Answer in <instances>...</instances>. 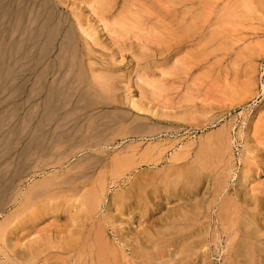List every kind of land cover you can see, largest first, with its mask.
Listing matches in <instances>:
<instances>
[{"label":"rangeland","instance_id":"obj_1","mask_svg":"<svg viewBox=\"0 0 264 264\" xmlns=\"http://www.w3.org/2000/svg\"><path fill=\"white\" fill-rule=\"evenodd\" d=\"M54 1H53V3H54L53 5H55V7H56V0H54ZM111 1H113V0H110V1L104 0V3H107L109 5V3ZM172 1H174V4H176L175 2H178L177 0H172ZM225 1L226 0H218L216 3L214 2V4H216V5L215 6L212 5V6H214L217 11L213 10V12L211 14L209 13L208 10H210L213 7L207 8V5H205L206 8L203 7L202 10L199 9L200 11L198 9L192 10V11L188 10L189 12L191 11L189 14V12L187 10H185V11H182V10L184 8L188 7V5H189L188 2H190V1H186V7L182 6V4H180L179 6L178 5L177 6L174 5L175 7L173 6L176 9H174L173 7L172 8L171 7L170 8H164V9H157V8L153 9V7L151 5H149L150 3L148 4L144 0H115L116 5H115L114 9H112L111 12H108L110 14V16L108 13H105L103 15H99L100 16L99 17L95 13H93V15H91V13H92L91 10H92V7L94 6L93 4H95L97 1H94V0H61V2L63 4L62 3L58 4L59 9H60V10H58L59 12H61L63 10L62 11L63 13L62 12L61 13L62 14H69L70 15L69 17L71 18L70 12L72 9L73 10L75 9L77 11V15L79 14V16L81 18V23L83 24V26L89 28V30H91L92 33L94 32V34L97 35L98 43L99 42L100 43L98 44L99 46L96 45V47H95V45L93 46V44L90 42V40L86 38L89 41V43L92 44L91 47L93 48V51L97 55V59L95 58L96 59L95 61L97 63H101L103 67H104V65H107V63L111 62V61H115L117 63L119 62L117 64V68H119L120 70L118 69V72H116V76L111 78V79L106 78L105 80H103L104 77L100 78V76L94 77L92 79V77L89 75V73H87L86 78L88 81L85 84L86 85L90 84V86H88V87L91 91L88 89V87H85L86 86L85 84H83L82 87L78 84L79 81L77 80V78H75L74 73L72 74V72L69 71L70 70L69 66H68L69 68L66 67L65 65H63V68L60 66L61 69L59 68V65L57 66V63H58L57 55H58L59 50L57 49L58 47L56 46V41H55V44L53 45V50L51 49V51H50V56L48 54L47 57H45L46 59L44 58L45 60L43 59L41 61V63L36 62V55L39 54L40 51L38 52V50H39V47L42 46L43 42L41 43V46H39L36 49L33 46H31V47L29 46L28 49H26L27 51L25 50L26 51L25 57L28 59H26L24 57V54H25L24 51H23V54H21V56H20V52H18L17 54H15V52H13L14 54L11 55V58H13L14 60L16 59L15 60L16 67L17 66H19V67H17V68L14 67L16 69V70H14L16 79L15 78L12 79L13 76H11L12 78L11 77L9 78V79L13 80V81L10 80L8 82V83H10V86L8 83L7 84L4 83V85L0 89V93L3 94V95L0 94V102H1L0 103V126H1L0 127V129H1L0 130V138L2 137L0 139V142L4 143V140L8 136L11 137L10 136L11 131H15L17 128L18 129L16 130L17 136L16 135L12 136V140L10 141L12 143L11 144L12 151L10 154H8L6 156V154H5L6 151L4 150V145L2 144V147H3L2 148L1 143H0V157H1L0 158V166H1L0 170L2 171V174L8 175V173H9V175H10V172H13L17 163L20 162V157L22 155L21 152L23 150H25L26 148H27L26 151H28V152L30 151V148L28 147L29 143H30L29 140L32 139V137H35L34 133L37 136L38 133H36V132H39V131H41L39 136L42 135L45 137V138L39 137V139L42 140V141L39 140V142L43 146L46 147V148H44L45 151L48 150L45 153V152H43L44 151V149H43L42 152L44 153V155H46L47 153H49V154L45 156L44 160H42L44 157H41L40 158L41 161L37 160V158L35 159L36 156L32 155L31 156L32 158L30 157L27 160L28 162L25 161L26 162L25 164H28V165H26L27 169L30 168V169H28V172L26 170V172L23 175L19 176L20 178L18 177V178L13 180L14 187L16 186L15 192H16V190H17V192L18 191L20 192V193L19 192L17 193L18 194L17 199H16L17 201L15 200L14 202L9 203L8 207H6V209L0 213V223L7 216L10 217L13 213H15L13 215V217L10 218L11 220L9 223V232H8L9 236H7V238L10 241V243L11 242L16 243L19 247L22 248V247L33 245L35 243V241L37 240L38 243H40V245L44 249L43 255L47 259V264H72V263L74 264L75 263L74 262L75 257L72 254L73 247L71 246L70 241H73L81 233L83 235L85 234V231H82L81 221H77V222L73 221V219L70 217V215H72V212L74 213V211L69 209V208L73 209L72 206L74 203H75L74 205H76V202L78 200L80 193L76 197L71 194V197L66 199L67 202L65 203L64 199L66 198L67 194H65V195L61 194L60 195L59 193H57L58 194L57 195L55 192L56 191L55 185L57 182L58 183L62 182V179H64L65 177H70V175L75 174L79 170L78 169L79 167H77L78 164H76V163L82 162L81 164H79L81 166L83 164V161L86 160L85 161L86 164L85 163L84 164L87 165L88 168L86 166V169H84V170H88L89 167L92 165V163H91L92 161H90L88 158L90 156L89 154L90 153L96 154V152L94 149L88 148L85 151H82L81 149L79 150L76 148V150L72 149L71 153H69V155L66 156L68 154L67 152H69L68 149H66V143H64V142L62 143L63 145H61V146L63 147V149L60 150L61 146L59 145V143H58V145L54 144L56 140L52 139V138L56 137V133H58L62 130L67 131L70 127H72L74 124L76 125L78 122L82 123L84 126H86L87 123L85 121H83V119L85 118L86 114L89 113L90 110L86 109V110L82 111V109H80L79 106L80 107L83 106L84 103L82 104L81 103L82 101H77L75 104L76 106H74V107H78V108L71 109V107L69 106L63 110H59L60 116H64L66 114V112L71 111L70 114L68 112L69 115H67V116L69 117L71 114L74 115V116H70L71 120L73 122L70 121V123H69L67 121L68 120L67 119L66 121L68 123H66L65 120H64L65 121V123H64V121L61 119H59L57 121L55 119V120H50L48 125H47L48 119L42 117V116H44L43 115L44 112L42 113L43 109L40 110L41 108L39 107L40 108L39 109L38 106H36V105H39V103L42 101V98L44 97L45 91H43L42 93L37 95L36 99H35L34 95H33L34 94L33 91L35 89L39 88V86H38L39 81L35 82L36 79L33 80L34 83L33 82L31 83V81H32V79H34L33 76L36 77V75L38 74L37 71H39L40 69L47 68L48 66L49 67L53 66V64H54L55 67L57 66L59 68V69L56 68L57 72L59 71V73L58 74L52 73V74L48 75L47 77H45V80H46L44 82L45 87L52 86L53 83L56 82L55 80L57 78H60V76L62 75L63 77L65 76L66 79L69 76L68 79H70V80L73 79L72 81H74L76 79L78 82L76 80L74 81L75 82L74 83L75 88H78L79 86H80L79 87L80 90L86 88L87 91L89 90L90 94H92V95L96 94L95 92H98L97 93L98 95H96V96L94 95L96 98L98 97L97 98L98 100L97 99H95V100H97L98 102L101 101V103L103 101V103H105V104L102 103L103 105H100V103H98V105H100V106L97 107V109L94 111V114H95V112H97L99 114H101L100 112H103L101 115H103L104 113H108L106 115H103L102 117L99 116L100 119L98 120V122L100 124L101 123H107V121L110 122V119L112 120V118L110 116L118 113V111L119 112L121 111L120 113H125V114H123L124 121H122L120 123L122 127L120 125L119 126L123 132L122 135L124 134V132L126 134L127 133L128 134L127 135L124 134L123 136L120 134L121 135L120 137H122V138L111 137L110 140L108 141L107 145L103 146L104 148L100 147L99 150L102 149V151H104L103 155H105L107 157L108 161L112 160L114 157H116V155L121 156L122 154H123L122 157H126L127 159H125V162H123V164H122V167H123V165H124V167L123 168L121 166L119 167L120 170H118V172L116 173V174H118V176L116 174H113L111 169L105 170V171L104 170L101 171V169L96 170L95 177L96 176L99 177V173H100V175L102 174L101 178L102 177L103 178L101 179V181L104 182V188H105L104 192L105 193L103 194V199H102V204L100 205V209L99 208L97 209L98 213H96L94 215V217H93V219H91V221L102 219L103 225L105 227L104 228L105 235H107L109 237V239H117V235L118 236L122 235L123 237L125 236L124 237L125 241L127 239L126 242L130 243L131 242L130 239L134 240L137 243V245H139V246H137V245L136 246H137L138 250L141 252L140 254L142 256H144L145 253H147L148 251H151L149 253H154V259H156V261L153 259L154 261L152 262V264H175V263H177V264H246V261H244L246 259V257L244 256L245 257V259H244V257H242L241 255L239 256V253L241 252L240 248H239V250L236 249V248L240 247L239 245H241L243 238L247 239L248 236L252 237L253 235H256V234L258 236V234H259L262 236V238H261V236L257 237V238L261 239V240L264 239V151H263L264 146H262V144L264 145V89L261 90V86L264 85V53H263L264 52V39H263L264 38V18H263L264 17V11L261 9L264 8L263 7L264 5L262 6V4H260L261 7H260V5H258L259 7H255V9L252 11L253 13L250 12L251 11L250 9L246 10L245 8L242 9L241 7H239L240 9L237 8L238 12L240 14L237 13V16L235 15L236 16L235 19L231 18L232 23L234 20V24L232 25L231 20H229L230 22H228V23L225 22L224 24H226V23H227V25L230 24L229 25L230 28H229V26H227V25L226 26L224 25L225 27H223L222 26L223 24L220 23V24H222L221 25L222 28H226V29H222L219 26L220 24H218L215 20H216V18L218 19V17H219L218 10L222 7V4ZM229 1L231 4H233L237 0L236 1L229 0ZM254 1L255 0H253V2ZM132 2L136 6L139 5L138 6L139 14H143V16L141 15L140 17L145 18L144 22H142L143 20L141 21V19L138 20L139 25L137 24L136 26H140V27H139V29H135L136 31H134L133 28L129 29V28H126V26H125L126 24H128L129 20L133 21L129 15L126 16L127 14H125L127 10L129 11V7H127V5H128L127 3L131 4ZM161 2H162V0H161ZM262 2H263V0H262ZM88 4L90 5V7L92 5L91 10L89 9ZM250 4H252V3H250ZM255 4H259L257 2V0L255 1ZM96 6L98 7V5H96ZM254 6H257V5H254V3H253L251 5L252 9L254 8ZM97 7H95V9H97ZM182 7H184V8L182 9ZM248 8H250V5ZM256 8H257V10H256ZM146 9H148V10H146ZM167 9L170 12H168ZM153 10L156 12L154 13ZM242 10H244L245 12L244 11L240 12ZM120 11L123 13L122 14L123 16L125 14V17H127V19L129 17L131 18V19L129 18L127 23H125L124 29H123V27H121V25L123 24V22L127 21L125 19V17H124V19H125L124 21H123V19H120L121 23H120V21H118L120 23L119 26H115L114 30H118V31L120 30L119 32L122 31L123 35L122 34H119L122 36H119L116 34L113 35L111 32H108V31H113L112 27H109L110 30H107L108 29V27H107V29L104 28V31H102L103 27H104V23L101 24L99 22H102V21L98 22V20L103 19V22L105 21V23L107 22V24H110V23L112 24L113 21H116V20H114L113 15H116ZM175 11H177V12H175ZM201 11H202L203 15L201 14ZM246 11H249V12H246ZM258 11H259V13H258ZM196 13H199V16H198V14L196 16ZM208 13H209V15H206ZM244 13L245 14L248 13V15H245ZM181 14L183 16H181ZM185 14H186L187 18L185 17ZM187 14H189V15H187ZM192 14H194V15L191 16ZM94 15H95V17H94ZM102 16H104V17H102ZM238 16H239V18H238ZM154 17H156V18H154ZM95 18H97L98 20ZM99 18H102V19H99ZM158 18H159V20H158ZM164 18H166V19H164ZM202 18H203V20H202ZM209 18H210V20H208V22L206 23L207 19H209ZM237 18L240 20H237ZM180 20H182L181 21L182 24L180 23ZM190 20H192L193 22ZM194 23H195V25L193 26L192 24H194ZM239 24L242 26H240ZM151 25H153V26H151ZM3 26H4V24L2 25V27ZM178 26H180V28ZM191 26H193V27H191ZM215 26L218 27L220 31L218 29H215L216 28ZM142 27H144V29L149 30L148 32L150 34L147 33V30H145V32L141 31ZM147 27H152L155 30V34H154V32H152L153 31L152 28L150 29ZM154 27H156V28H154ZM227 27H228V29H227ZM185 28L187 31L185 30ZM191 28H193V29H191ZM232 28L235 30H233ZM180 30H182V31H180ZM217 30L220 33V35L218 34L219 36L217 34H215L217 32ZM106 31L109 34L106 33ZM194 31H195V33H194ZM197 31H198V33H197ZM222 31H224V32H222ZM126 32H127V34H126ZM173 32H176L177 36L175 33L173 34ZM110 34H112L113 36H111ZM139 34L140 35L144 34L143 35L144 37L140 36ZM145 34L147 37L148 36H152V37L146 39ZM160 34H161V36H160ZM183 35H185V36H183ZM212 35H214V36H212ZM79 36L84 38V36L81 33ZM136 36H138V37H136ZM141 37H143V39H140ZM153 37H156V39L154 40ZM175 37H176V39H175ZM238 37L241 39H238ZM160 38H161V40H160ZM3 39H1L3 41L1 42L0 49L3 51L4 46H5L6 47L5 50L7 49V52L10 53V49H8V47H7L9 44L6 43V42H8V40L6 38V34H5V37ZM5 39H6V42H5ZM182 39H185V40H182ZM58 41L60 42V39ZM201 42L202 43L204 42V43L202 44ZM116 43H117V45H116ZM165 43H166V45H165ZM248 43H249V45H248ZM254 43L255 44L257 43V45H255ZM5 44H7V45H5ZM260 44L261 45L263 44V45L261 46ZM220 45L222 48L219 47ZM246 45H247V47H246ZM242 46H243V48H242ZM155 47H156V49H155ZM218 47L220 48V51H219ZM211 48H212V50H211ZM229 48H230V50H229ZM257 48L258 49L260 48L261 50L259 51ZM29 49H31V50H29ZM185 50H187L188 52ZM249 51H251V53ZM157 52H158V54H157ZM28 54H30V55L27 56ZM15 56H17V57H15ZM54 56L56 59L54 58ZM99 56L103 57V58H101L102 60L100 59ZM181 56H183V57H181ZM242 56L244 59H242ZM11 58L9 59V62H8L9 64L12 63L13 59L11 60ZM18 59L20 61H18ZM23 59L26 61H24ZM51 62L53 63L52 65H51ZM54 62L56 63V65ZM176 63H177L176 66H177L178 70L175 71V70L171 69V66L173 68V65ZM179 63H180V65H179ZM218 63H220V64H218ZM33 64H34V66L32 67L31 65H33ZM44 64H46V65H44ZM70 64H71V62H70ZM84 65L87 66L86 62ZM43 66H45V67H43ZM30 67L32 69L34 67L35 68L32 70ZM65 67H66V69H65ZM97 67H98V65H94V68L96 69V73L98 71L100 72V71L105 70V67L100 68V66H99L98 67L99 70L97 71ZM109 67L110 66H108V68ZM168 69H171L173 71L168 70ZM64 70H66V71H64ZM167 70L170 72L171 75L173 74L174 77H172L169 74V72H167ZM179 70L181 72H179ZM23 71H26V72L23 73ZM40 71H39V73H40ZM42 71H41V74H42ZM34 72H36L37 74ZM66 72H69V73H66ZM141 72L143 74V76H142L143 78H144V75L146 74L145 79L151 78L149 80H151V81L154 80V83L156 80L160 84L159 86L162 87V89L159 88L160 91L158 92V95L156 93L155 99H153L148 105H147V100H143V99L139 100V102H141V103H139L141 108L143 110H147V112H149V114L146 111L136 112L133 109H131V107L125 102L123 104H119V105H117L118 103H116V102H119L122 100V96L124 95V91H126L128 88H129L128 90L130 91L131 95L133 97L135 96L134 98H138V92L137 91L139 90L138 85L140 84V82L137 80H139V78H141V75H142ZM174 72L177 76H175ZM57 75H58V77H57ZM168 75H169V77H168ZM25 76H27V78ZM166 76H167V79H166ZM55 77H57V78H55ZM28 78H29V80H28ZM97 79L100 83H98ZM244 79H245V81H244ZM23 80H25V82ZM112 80H114V81H112ZM51 81H55V82H51ZM94 82H96L97 87H95L96 85ZM24 83H26V85ZM49 83H51L52 85H50ZM101 84H103V85L101 86ZM107 84H109L108 87H106ZM23 85H25V86H23ZM99 85H100V87H99ZM16 86H20V87H16ZM247 86H249V87H247ZM5 87H6V89L8 88L7 91H5L6 90V89H4ZM28 87H29V89H28ZM30 87L33 89V91L30 90L31 89ZM93 87L96 89L92 93L93 89H91V88H93ZM98 87H99V89H98ZM156 87L158 88V85ZM20 88L23 91H21ZM167 88H168V90H167ZM248 88H249V90H248ZM105 89H107V90H105ZM11 90H12V93L10 92ZM28 90H30L29 96L31 98L28 97V92H29ZM163 90H165V91H163ZM175 90H177V91H175ZM101 91H103L102 94H104V96H102V94L100 93ZM161 92H163V93L166 92V93L163 94ZM159 93H160V97L158 98L157 96H159ZM250 93H251V95H250ZM11 94H12V97H9V96H11ZM88 95H87V97L89 99L93 98L91 95H89V96ZM16 96H18V97H16ZM184 96H186V97H184ZM242 96H244V97H242ZM27 97H28V99H30L29 102L24 100ZM197 97H198V100H195V98L197 99ZM233 97H235V98H233ZM185 98H186V100H185ZM76 99H77V97L74 98V100H76ZM210 99L213 102H211ZM180 100H182V101H180ZM202 100H203V102H202ZM24 101H26L27 103H25ZM97 101H95V102L97 103ZM177 101L178 102L180 101L179 102L180 104ZM93 102H94V100H93ZM19 103H21V104H19ZM79 103H81V104H79ZM17 104H19V106L16 107ZM159 104H161V105H159ZM176 104H177V106H176ZM34 105H35V107H34ZM31 106L34 107L33 110H31ZM14 107H16V108H14ZM17 108H18V112L16 111ZM76 109L77 110L79 109V110L77 111ZM10 110L15 111V113L12 112L13 114H11ZM34 110L35 111L37 110V111L35 112ZM1 112L2 113L4 112V113L1 115ZM23 112L26 114H24ZM27 112H29V113H27ZM74 112L77 114H74ZM78 112H79V114H78ZM126 112H127V114H126ZM41 113H42V115H40ZM27 114H28V116H27ZM29 114H33L35 119L33 118L32 115H31V117H32L31 118ZM99 114H96V115L98 116ZM23 115H26L27 118L25 117L26 119H24ZM39 115L42 118H44L43 121H42V119L37 121V119H40ZM75 115H77L76 117H79L77 119V121L79 120L78 122L75 120L76 119ZM2 116H3V118H2ZM28 117L30 118L29 120H28ZM21 118H23V120ZM138 118H141L140 121ZM9 119L10 120L13 119L12 122L11 121L9 122ZM5 120L8 122H6ZM27 120H28L29 124H30V122L32 124L29 125ZM35 120L39 123H37V122L35 123ZM4 121L6 124L4 123ZM23 121H25L26 124ZM40 121L42 122L41 124H40ZM62 121H63V125L61 123ZM22 123L25 125L23 126ZM137 123L139 124V126ZM56 124L58 125V127L60 126L61 128H63L64 125H66V126L68 124L69 125L63 129L57 127L56 128L57 132H56L55 131L56 130L55 127L57 126ZM20 126L21 127L23 126V128H20ZM25 126L28 128H26ZM123 126H124V128H123ZM75 127H77V126H75ZM75 127H74V129L71 130V132L68 131L66 134H68V133L73 134ZM130 127L133 128L132 129L133 131L136 130L137 132L134 131V133H132L133 134L132 135L131 134L132 131H131ZM39 128H42V129H39ZM129 128H130V130H129L130 133L128 131ZM145 128H146V130H145ZM158 128L161 131L158 130ZM25 129H27V130H25ZM58 129H60V130L58 131ZM215 129H217V130H215ZM23 130L25 132H23ZM147 130H149V131H147ZM208 132H211V133L209 134ZM218 132L221 134H218ZM74 133H75V136L79 134V132L77 134H76V132H74ZM135 133H138V134L135 135ZM21 134H23V135H21ZM222 134H223V136H222ZM2 135H4V136H2ZM30 135H32V136H30ZM124 136H126V137H124ZM225 136H227L226 140H225ZM216 137L218 138V140L216 139ZM212 139H213V141H212ZM53 140H55V141H53ZM188 141H190V142H188ZM226 141H227V143H226ZM203 142H204V144H202ZM219 142H220V144H219ZM134 143H136V144H134ZM53 144L55 146H53ZM14 145L16 147H14ZM185 145H187V147ZM204 145H208V147L204 146ZM209 145H210V147H209ZM59 146H60V148H59ZM219 146H221L223 148H221ZM229 146H231V147H229ZM150 147H151V149H150ZM54 148H55V150H54ZM212 148H214V149H212ZM215 149H217L216 152H215ZM57 150L59 151V153L57 152ZM178 150H180V151H178ZM212 150H214L213 153L211 152ZM206 151H207V153L211 152L212 154L210 153L211 155L209 154L207 156V154H205ZM219 151L221 153H219ZM2 152H3V154H1ZM64 153H67V154L65 155ZM128 153H130V155L133 158ZM150 153H152V154H150ZM157 153H159V154H157ZM193 153H195V154H193ZM218 153H219V155H218ZM62 154L65 156H62ZM127 154L130 156V157L128 156L129 158L127 156H124ZM201 154H204L202 156L204 157V159L207 162H205V160L203 161ZM222 154L225 157H221ZM60 155L62 157H60ZM84 156H86V157L84 158ZM205 156H207V157H205ZM58 158H59V160H58ZM61 158H62V161L60 162ZM63 158H65V159H63ZM81 158H82V160H80ZM215 158H217V160ZM228 158H230V159H228ZM12 159H13V161H12ZM130 159H132V161ZM151 159H152V161H151ZM220 159H221V161H220ZM225 159H226V161H229L228 164L225 161ZM17 160H19V161H17ZM56 160L58 161L57 162L58 164L55 162ZM75 160L78 162H76ZM126 160H127V166H129V167H127L125 165ZM9 161L12 163L9 164ZM45 161H46V163H45ZM201 161H202V163H201L202 165L200 164ZM42 162H43V164H42ZM88 162L91 164L90 165L87 164ZM129 162L131 165L129 164ZM197 162H199V163L196 164ZM246 164H248V165L245 166ZM72 165L73 166L76 165V166L73 168ZM85 165H83V166H85ZM125 166H126V169H125ZM224 166H226V167H224ZM31 167H33V168H31ZM210 167H212V168H210ZM7 168H9V169H7ZM34 168H36V169H34ZM71 168H73V170ZM81 168H83V167H81ZM81 168H80V170H81ZM177 168H179V169H177ZM76 169H78V170L76 171ZM157 169L159 170V173L157 172ZM166 169H167V171L165 172ZM8 170H9V172H8ZM1 171H0V174H1ZM109 171H110V173H108ZM107 173L110 174V176ZM144 174H145V176H143ZM156 174H157V176H156ZM7 175H6V177L9 176V175L8 176ZM59 175L62 177L61 180L59 179V178H61ZM112 175H114V176H112ZM115 175H116V177H115ZM170 175H171V178L169 179L168 177ZM172 175L175 177H173ZM186 175L187 176L189 175L190 179ZM58 176H59V178H58ZM51 177H53L54 179ZM151 177L155 178V179L153 180ZM181 177H182V179H181ZM49 178H51V179H49ZM166 178H167V180H166ZM185 178L188 182L185 180ZM47 179H49L48 180L49 182L52 180L50 183L51 187L49 186L50 188H52L53 180L57 181V182L55 181L56 183L53 184L54 186H53L52 190H49L50 188L49 189L47 188L48 187L47 181H46ZM142 179H144V180H142ZM158 179H164L165 182L163 180V183L161 184L160 181H157ZM171 179L174 180V181L172 180V182H174V183L171 182ZM18 180H20V181H18ZM43 180L46 182L44 183ZM144 181H146V183ZM147 181H149V182H147ZM167 181H169V182H167ZM35 182H36V185H35ZM158 182H159V184H158ZM175 182H177L176 183L177 185L175 184ZM195 182H196V184H194ZM215 182H217V183H215ZM38 183H39V185H38ZM40 183L41 184L43 183V186ZM45 184L47 187H45ZM173 184H174V186L172 187ZM191 184H194V185H191ZM153 185L154 186L157 185V186L154 187ZM31 186L32 187L36 186L37 188H40L37 190L41 191V192L43 191L42 189L45 190L42 192V195L44 196L43 199H41L42 197L40 199L39 198H37V199L33 198V202L31 201L32 204L30 203L32 206L30 205V207H28L29 205L28 206H22L21 205L22 207H20L19 204L22 203L24 196H26L27 198H30L29 193H28V195H25V194L27 193V191H29L28 189H30ZM180 186H181V188H180ZM217 186H218V190H217ZM163 187H165V188H163ZM166 187H167V189H166ZM185 187H186V189H185ZM46 188L48 189L47 192H46ZM150 188H152V189H150ZM121 189H122V192H121ZM124 189H126V190H124ZM136 189H138V190H136ZM175 189H176V191H175ZM192 189H194V190H192ZM141 190H143L144 192ZM117 191L119 192L118 195L120 194L121 198H117L115 196L117 194ZM134 191H135V194H134ZM183 191H185V192H183ZM50 192H52V193L55 192L54 193L55 195H53V194L51 195V196H53L54 199L51 197H49V198L47 197V196H49L48 194H51ZM142 192L144 194H142ZM44 193H45V195H44ZM121 193L123 196L121 195ZM215 193H217V194L215 195ZM213 194L217 197L215 198V196ZM125 195H128V196H125ZM122 197H123V199H122ZM57 198L59 201L56 200ZM115 198H116V200H115ZM157 198H159V199H157ZM194 199H196V201H194ZM184 200L187 202H185ZM225 200H227V201H225ZM181 201L182 202L184 201V202L181 203ZM223 201L225 202L224 203L225 205L227 204V206L222 205ZM41 202H43V203H41ZM197 202H198V204H197ZM228 202H229V204H228ZM42 204L43 205L47 204L46 207L48 209L45 207L44 210H40L38 212H37V210L35 212L33 211L34 209H36V207L42 206ZM232 204H234V205H232ZM173 205H175V206L173 207ZM179 205H181V206L179 207ZM184 205H187V206H184ZM220 206H223L224 208L225 207L226 208L224 209L223 207H220ZM16 207L17 208L19 207L20 210L17 209ZM25 207H26V211H24L22 209V208L25 209ZM190 207H192V208H190ZM194 207L195 208L197 207L196 210L197 209L198 210L195 211ZM165 208L167 209L166 211H165ZM172 208H173V210H172ZM68 209L70 210V212H68L69 211ZM181 209L184 210L185 213H183V211ZM187 209H189V211ZM218 209L221 211H219ZM251 210H252V212H251ZM168 211H174V212H172V213L169 212V213H167V215H165V213ZM27 212H28V215H27ZM194 212H196L197 214L195 213L196 214L195 215ZM19 213H21V214H19ZM180 213H181V216H179ZM189 213H190V215H189ZM177 214H178V217L176 216ZM253 214H255V216ZM162 215H163V217H162ZM245 215L247 217H245ZM167 216H168V219H167ZM191 216L194 217L193 218L194 221L197 219L196 220L197 222L195 221L197 223L196 225H194L195 223H192V225H191V222H192ZM229 216H231L230 219H229ZM233 216L235 218H233ZM159 217H161L162 219H160ZM251 217H254V220H255L254 222L256 224H258L255 227L253 225H251V224H253V223H251L252 221H250V220H252V219H250ZM150 218L158 220L155 223V225H152L153 228L151 226H149V224L151 223ZM171 218H172V222H171ZM179 218L183 221V223H184V221L186 222L185 224L187 227L188 226L193 227V232H194L193 234H192L191 230H187L185 227H184L185 229L182 230L183 231V233H182L181 229H183V228L179 225L182 222L180 221ZM182 218H184V219H182ZM240 218L243 220H241ZM190 219H191V221H190ZM227 219L229 220V223H228ZM188 220H189V223H187ZM220 220H221V222L224 221L225 223L223 222L221 224ZM173 221H174V223H173ZM166 223H168V224H166ZM147 224H148V226H147ZM223 224L224 225L226 224L224 226V228H223ZM247 224H249V225L246 226ZM178 225L180 226L181 229L177 228ZM198 226H200L201 228ZM234 226L238 229H241L242 232L235 234ZM237 226H239V227H237ZM257 226H258V228H260L261 231H255V229H257ZM136 227H137V229H136ZM159 227L161 230L159 229ZM173 227H174V229L175 228L177 229V231H176L177 233L172 232ZM246 227H248V229ZM252 227H253V229H252ZM144 228H145V230H143V232H145V233H142V229H144ZM225 229H227V230L225 231ZM230 230H231V233H230ZM245 230H247V232ZM167 231L168 232L171 231V233L169 232V234H167L168 233ZM252 231H254L255 233H253ZM156 232L158 234H160V235H158V237L156 235L157 234ZM178 233H181V235H184L183 237H185V239H186L185 242H188L187 239H189V237L186 236L188 234H192L193 236H196V237L198 235H200L199 242H201V243H199L200 245L197 244L196 249H194L197 255L194 253H193L194 254L193 255L192 253L188 252L186 254L180 255V257H179V255H175V256L172 255L171 256L170 251L172 250V247H173V243H172L171 238L177 236ZM170 234H171V236H170ZM247 234H249V235H247ZM143 236H145V237H143ZM193 236H191V237L194 238ZM150 237H153V239H151ZM234 237H237V238L234 239ZM155 238H157V240ZM165 238H166V240H165ZM179 238L182 239V237H179ZM143 239L146 240V242L148 239L151 241L153 240L154 241L153 245L155 247L154 248L155 251L153 249V245L152 246L149 245L147 247L148 249L144 248L143 245H140V242L143 241ZM170 239H171V243H170ZM201 240H203V241H201ZM232 240H234L235 243ZM253 240L254 239L251 238L252 243L254 242ZM62 241H66V247H64V248H66V250L68 249L67 251H63L61 249V246L63 244ZM162 241H168V242H164L165 243L164 244ZM189 241H191V240L189 239ZM229 241H231L232 243ZM135 242H134V244H135ZM120 244H122V243H120ZM157 244H158V249H156ZM162 244H164V246ZM189 244H190V242H189ZM231 244H233V245H231ZM167 245H170V246H167ZM198 245L200 246V249H199ZM159 246H161V247H159ZM235 246H236V248H235ZM262 247H264V245L261 246L260 248H262ZM161 249L163 251V254H158L157 250H161ZM144 250H146V251H144ZM120 253L121 252H119L118 264H135V263L138 264L141 261L140 259H133V261H132V258L130 256L129 246L124 248V253H122V254H124L123 256ZM158 257H162V259L159 261ZM130 259H131V261H130ZM174 259H176V262L174 261ZM236 259H238V260H236ZM242 261H244V262H242ZM159 262H161V263H159ZM140 264H144V263L141 262Z\"/></svg>","mask_w":264,"mask_h":264},{"label":"bare ground","instance_id":"obj_2","mask_svg":"<svg viewBox=\"0 0 264 264\" xmlns=\"http://www.w3.org/2000/svg\"><path fill=\"white\" fill-rule=\"evenodd\" d=\"M53 1L54 0H0V45H1V42L4 40L3 38L5 37V34H6V38H7V40H8V42H6V39H5V42L6 43H8L9 45L7 46L8 47V49H10V53L9 52H7V49L5 50V46H4V50L2 51L1 49H0V89H1V87L4 85V83L5 84H7L10 80L11 81H13L12 79H14L15 78V71L14 70H16L15 68H17V67H19V66H17L16 67V64H15V60L13 59V58H11V55L12 54H14L13 52H15V54H17L18 52H20V56H21V54H23V51L25 52V54H24V57H25V55H26V49H28V47L30 46H33L35 49L36 48H38L39 46H41V43H42V46L41 47H39V50H38V52H39V54H35L36 55V62H40L41 63V61L45 58V57H47V55L49 54V56H50V51H51V49L53 50V45L55 44V41H56V46L58 47L57 49L59 50L58 51V55H57V59H58V63H57V66L59 65V68L61 69V67L63 68V65H65L66 67H70V70L69 71H71L72 72V74L74 73V75H75V78H77V80L79 81H77L76 79V81L78 82V84L82 87V85L83 84H85L88 80H87V73H89V75L92 77V79L94 78V77H98V76H100V78H102V77H104V79L103 80H105L106 78H113V77H115L116 76V72H118V69L119 68H117V64L119 63H117V62H115V61H111V62H108L107 63V65L108 66H110L109 68H108V66L107 65H104V67H105V70L104 71H98L99 69H98V67L100 66V68L101 67H103L102 66V64L101 63H97L95 60L97 59V55H96V53L93 51V48L91 47V45L93 44V46L95 45V47H96V45H98L99 43H98V39H97V35H95L94 34V32L92 33L91 32V30H89V28H87V27H84L83 26V24L81 23V18H80V16H79V14L77 15V11L74 9H72L71 10V12H70V14H71V18L69 17L70 15L69 14H62L63 12V10L61 11V12H59L58 10H60L59 9V6H58V4H60V3H62L61 2V0H56V7H55V5H53L54 3H53ZM94 1H97L95 4H93L95 7H97L96 5H98V7H97V9H95V7L93 6L92 7V5H91V7H92V10H91V7H90V5L88 4V6H89V9L92 11V13H91V15H93V13H95L97 16H99V15H103V14H105V13H108V12H111L112 11V9H114V7H115V5H116V2H115V0H113V1H111L110 3H109V5L107 4V3H104V0H94ZM110 1V0H109ZM146 3H150L149 5H151L152 7H153V9H155V8H157V9H164V8H172L174 5H180V4H182V6H184V7H186V1H190V2H188V7H186V8H184V7H182V11H185V10H199V9H201L202 10V8L203 7H205L206 8V6L205 5H207V8L208 7H213V8H211L210 10H208L209 11V13L211 14L212 12H213V10L215 11L216 10V8L214 7L216 4H214V2L216 3L218 0H177L178 2H175L176 4H174V1H172V0H162V2H161V0H144ZM234 1H236V0H234ZM256 1V0H255ZM255 1L253 2V0H237L236 2H234L233 4H231L230 3V1L229 0H226L223 4H222V7L218 10V13H219V17H218V19L216 18V22L218 23V24H220V23H222V24H220L219 26L222 28V26L223 27H225L226 25H227V23L228 22H230L229 20H231V23H232V19L231 18H233V19H235V17L237 16V13H239L238 12V9L237 8H239V7H241L242 9L243 8H245L246 10L248 9H250L251 11L250 12H252L254 9H255V7H259L258 5H260V4H262V6L264 5L263 3H264V0H263V2H262V0L260 1V0H257V2L259 3V4H255ZM55 2V1H54ZM58 2V3H57ZM92 3V2H91ZM250 3H254V5H257V6H254V8L252 9V7H251V5L252 4H250ZM63 4V3H62ZM128 5H127V7H129V11L127 12L126 11V13L125 14H127L126 16H130L131 18H132V20L133 21H130L129 20V18L127 19V17H125V14H124V16L122 15L123 13L120 11L119 13H117L116 15H113L114 17V20H116V21H113L112 22V24L110 23V24H107V22L105 23V21L103 22V19L102 18H99V19H102V20H98L97 18H95V19H97L98 20V22L99 21H102V22H99V23H104V27H103V30L102 31H104V28L105 29H107V27H108V29L107 30H110L109 29V27H112V30L113 31H108V32H111L113 35L114 34H116V35H119V34H122L123 35V32L121 31V32H119L118 30H114L115 29V26H119V24L121 23V21H120V19H123V21L126 19L127 21H125V22H123V26L121 25V27H123V29L125 28L124 27V25H125V23H127L128 22V20H129V22H128V24H126L125 26H126V28H129V29H131V28H133V30L134 31H136L135 29H139V27L140 26H136L137 24L139 25V22H138V20H140L141 19V21L142 22H144V20H145V18H142V17H140L141 15L143 16V14H139V9H138V6H136L135 4H133V2L130 4V3H127ZM141 5V4H140ZM143 5V4H142ZM171 5V6H170ZM212 5H214V6H212ZM249 5H250V8H248L249 7ZM85 6V5H84ZM83 6V7H84ZM109 6V7H108ZM218 6V5H217ZM67 7V6H66ZM123 7V6H122ZM175 7V6H174ZM173 7V8H174ZM260 7H261V5H260ZM264 7V6H263ZM262 7V8H263ZM146 8V7H145ZM63 9V8H62ZM144 9V8H143ZM174 9H176V8H174ZM237 9V10H236ZM240 9V8H239ZM78 10V9H77ZM89 10V11H90ZM146 10H148V9H146ZM151 10V9H150ZM256 10H257V8H256ZM261 10H263L264 11V8L263 9H261ZM76 11V12H75ZM160 11V10H159ZM167 11L168 12H170L168 9H167ZM174 11V10H173ZM181 11V12H182ZM190 11V12H191ZM200 11V10H199ZM204 11V10H203ZM217 11V10H216ZM244 10H242V11H240V12H243ZM142 12V11H141ZM153 12L155 13L156 11H154L153 10ZM166 12V11H165ZM172 12V11H171ZM175 12H177V11H175ZM174 12V13H175ZM180 12V11H179ZM189 12V11H188ZM187 12V13H188ZM190 12H189V14H190ZM195 12V11H194ZM245 12V11H244ZM246 12H249V11H246ZM257 12V11H256ZM61 13V14H60ZM144 13V12H143ZM152 13V12H151ZM153 13V14H154ZM209 13L208 14H206V15H209ZM216 13V12H215ZM253 13V12H252ZM258 13H259V11H258ZM257 13V14H258ZM109 14V13H108ZM168 14V13H167ZM189 14H187V15H189ZM197 14H198V16H199V13H196V16H197ZM201 14H202V11H201ZM240 14V13H239ZM243 14V13H242ZM241 14V15H242ZM245 14V13H244ZM261 14V13H260ZM263 14V13H262ZM64 15V16H63ZM152 15V14H151ZM150 15V16H151ZM176 15V14H175ZM194 14H192L191 16H193ZM203 15V14H202ZM236 15V16H235ZM245 15H248V13L247 14H245ZM252 15V14H251ZM109 16H110V14H109ZM148 16V15H147ZM146 16V17H147ZM181 16H183L182 14H181ZM190 16V17H191ZM195 16V17H196ZM244 16V15H243ZM242 16V17H243ZM250 16V15H249ZM94 17H95V15H94ZM100 17V16H99ZM102 17H104V16H102ZM124 17H125V19H124ZM185 17H186V14H185ZM204 17V16H203ZM207 17V16H206ZM205 17V18H206ZM241 17V16H240ZM248 17V16H247ZM259 17V16H258ZM73 18V19H72ZM130 18V19H131ZM154 18H156V17H154ZM176 18V17H175ZM181 18V17H180ZM187 18V17H186ZM189 18V17H188ZM208 18V17H207ZM238 18H239V16H238ZM237 18V20H240V19H238ZM249 18V17H248ZM251 18V17H250ZM264 18V17H263ZM148 19V18H147ZM164 19H166V18H164ZM183 19V18H182ZM201 19V18H200ZM213 19V18H212ZM252 19V18H251ZM259 19V18H258ZM158 20H159V18H158ZM174 20V19H173ZM195 20V19H194ZM202 20H203V18H202ZM201 20V21H202ZM205 20V19H204ZM208 20H210V18L209 19H207V21H206V23L208 22ZM112 21V20H111ZM118 21H120V23L118 22ZM147 21V20H146ZM157 21V20H156ZM181 21L182 20H180V23H181ZM190 21H192V20H190ZM189 21V22H190ZM196 21V20H195ZM161 22V21H160ZM175 22V21H174ZM179 22V21H178ZM193 22V21H192ZM225 22H227L226 24H224ZM109 23V22H108ZM141 23V22H140ZM165 23V22H164ZM163 23V24H164ZM177 23V22H176ZM4 24V26L2 27V25ZM152 24V23H151ZM154 24V23H153ZM156 24V23H155ZM167 24V23H166ZM182 24V23H181ZM190 24V23H189ZM213 24V23H212ZM234 24V20H233V23H232V25ZM238 24V23H237ZM108 25V26H107ZM144 25V24H143ZM161 25V24H160ZM188 25V24H187ZM193 26L195 25V23L194 24H192ZM222 25V26H221ZM225 25V26H224ZM230 24H228L227 26H229ZM240 25V24H239ZM103 26V25H102ZM142 26V25H141ZM151 26H153V25H151ZM193 26H191V27H193ZM240 26H242V25H240ZM114 27V28H113ZM179 28H180V26H178ZM212 27V26H211ZM216 27V26H215ZM232 27V26H231ZM235 27V26H234ZM102 28V27H101ZM147 28H152V27H147ZM154 28H156V27H154ZM188 28V27H187ZM198 28V27H197ZM203 28V27H202ZM201 28V29H202ZM229 28H230V26H229ZM244 28V27H243ZM242 28V29H243ZM117 29V28H116ZM120 29V28H119ZM128 29V30H129ZM141 29V28H140ZM153 29V28H152ZM184 29V28H183ZM191 29H193V28H191ZM214 29V28H213ZM215 29H218L219 30V28L218 27H216ZM222 29H226V28H222ZM221 29V30H222ZM227 29H228V27H227ZM233 29V28H232ZM241 29V30H242ZM247 29V28H246ZM126 30V29H125ZM127 30V31H128ZM145 30H147V29H144V27H142V30L141 31H144L145 32ZM168 30V29H167ZM176 30V29H175ZM185 30H186V28H185ZM189 30V29H188ZM218 30H217V32H218ZM233 30H235V29H233ZM248 30V29H247ZM149 30H147V33L148 34H150L149 32H148ZM159 31V30H158ZM172 31V30H171ZM180 31H182V30H180ZM184 31V30H183ZM187 31V30H186ZM211 31V30H210ZM214 31V30H213ZM220 31V30H219ZM226 31V30H225ZM107 31H106V33H108ZM133 32V31H132ZM139 32V31H138ZM137 32V33H138ZM152 32H154V34H155V30L153 29V31ZM215 33V34H219L220 35V33L218 32V33ZM222 32H224V31H222ZM234 32V31H233ZM80 33L84 36V38H82V37H80L79 35H80ZM134 33V32H133ZM142 33V32H141ZM140 33V34H141ZM176 34V32H173V34ZM179 33V32H178ZM194 33H195V31H194ZM197 33H198V31H197ZM214 33V32H213ZM230 33V32H229ZM3 34V35H2ZM79 34V35H78ZM109 34V33H108ZM112 34H110L111 36H113ZM126 34H127V32H126ZM139 34V35H140ZM147 34V35H148ZM166 34V33H165ZM186 34V33H185ZM214 34V35H215ZM224 34V33H223ZM122 35H119V36H122ZM137 35V34H136ZM144 35V34H143ZM143 35H140V36H143ZM189 35V34H188ZM214 35H212V36H214ZM218 35V36H219ZM127 36V35H126ZM132 36V35H131ZM145 36H146V34H145ZM159 36V35H158ZM160 36H161V34H160ZM168 36V35H167ZM176 36H177V34H176ZM183 36H185V35H183ZM187 36V35H186ZM211 36V35H210ZM209 36V37H210ZM258 36V35H257ZM136 37H138V36H136ZM144 37V36H143ZM143 37H141L140 39H143ZM150 37H152V36H146V39H148V38H150ZM163 37V36H162ZM161 37V38H162ZM208 37V36H207ZM217 37V36H216ZM89 39L90 40V42L92 43H89V41L87 40V39ZM135 38V37H134ZM133 38V39H134ZM154 38V40L156 39V37H153ZM161 38H160V40H161ZM172 38V37H171ZM192 38V37H191ZM245 38V37H244ZM1 39H3V40H1ZM60 39V42L58 41ZM116 39V38H115ZM120 39V38H119ZM159 39V38H158ZM157 39V40H158ZM163 39V38H162ZM175 39H176V37H175ZM174 39V40H175ZM180 39V38H179ZM212 39V38H211ZM234 39V38H233ZM238 39H241V38H239L238 37ZM264 39V38H263ZM110 40V39H109ZM150 40V39H149ZM182 40H185V39H182ZM207 41V40H206ZM211 41V40H210ZM59 42V43H58ZM113 42V41H112ZM156 42V41H155ZM236 42V41H235ZM169 43V42H168ZM185 43V42H184ZM202 43V42H201ZM204 43V42H203ZM202 43V44H203ZM219 43V42H218ZM260 43V42H259ZM255 44V43H254ZM5 45H7V44H5ZM101 45V44H100ZM116 45H117V43H116ZM153 45V44H152ZM165 45H166V43H165ZM178 45V44H177ZM248 45H249V43H248ZM252 45V44H251ZM255 45H257V43L255 44ZM261 45V44H260ZM263 45V44H262ZM261 45V46H262ZM55 46V47H56ZM99 46V45H98ZM164 46V45H163ZM254 46V45H253ZM252 46V47H253ZM103 47V46H102ZM133 47V46H132ZM142 47V46H141ZM172 47V46H171ZM219 47H221V45L219 46ZM218 47V48H219ZM246 47H247V45H246ZM258 47V46H257ZM33 48V49H34ZM121 48V47H120ZM222 48V47H221ZM242 48H243V46H242ZM251 48V47H250ZM103 49V48H102ZM144 49V48H143ZM155 49H156V47H155ZM224 49V48H223ZM226 49V48H225ZM258 49V48H257ZM26 50V51H25ZM29 50H31V49H29ZM120 50V49H119ZM141 50V49H140ZM147 50V49H146ZM211 50H212V48H211ZM229 50H230V48H229ZM252 50V49H251ZM259 51L261 50L260 48L258 49ZM130 51V50H129ZM142 51V50H141ZM148 51V50H147ZM185 51H187V50H185ZM217 51V50H216ZM215 51V52H216ZM219 51H220V48H219ZM228 51V50H227ZM22 52V53H21ZM188 52V51H187ZM239 52V51H238ZM250 53H251V51H249ZM9 53V54H8ZM30 53V52H29ZM32 53V52H31ZM141 53V52H140ZM210 53V52H209ZM264 53V52H263ZM157 54H158V52H157ZM183 54V53H182ZM10 55V56H9ZM30 54H28L27 56H29ZM154 55V54H153ZM251 55V54H250ZM14 56V55H13ZM101 56V55H100ZM99 56V57H100ZM185 56V55H184ZM248 56V55H247ZM15 57H17V56H15ZM140 57V56H139ZM181 57H183V56H181ZM11 58V60H12V63H8L9 62V59ZM26 58V57H25ZM54 58H55V56H54ZM96 58V59H95ZM101 58H103V57H100V59ZM132 58V57H131ZM150 58V57H149ZM187 58V57H186ZM218 58V57H217ZM20 59V58H19ZM18 59V61H20ZM26 59H28V58H26ZM35 59V58H34ZM46 59V58H45ZM44 59V60H45ZM56 59V58H55ZM112 59V58H111ZM242 59H244L243 58V56H242ZM24 60V59H23ZM86 60V61H85ZM102 60V59H101ZM121 60V59H120ZM183 60V59H182ZM219 60V59H218ZM24 61H26V60H24ZM123 61V60H122ZM11 62V61H10ZM49 62V61H48ZM47 62V63H48ZM70 62H71V64H70ZM85 62H86V64H87V66H85L84 64H85ZM103 62V61H102ZM105 62V61H104ZM131 62V61H130ZM177 62V61H176ZM31 63V62H30ZM46 63V62H45ZM55 63V62H54ZM261 63V62H260ZM53 63L51 62V65H52ZM218 64H220V63H218ZM254 64V63H253ZM36 65V64H35ZM44 65H46V64H44ZM55 65H56V63H55ZM94 65H98V67H97V73H96V69L94 68ZM120 65V64H119ZM146 65V64H145ZM177 63L176 64H174L173 65V68H172V66H171V69H173V70H178L177 69ZM179 65H180V63H179ZM183 65V64H182ZM27 66V65H26ZM32 67L34 66V64L33 65H31ZM55 67L54 66V64H53V66H48L47 68H44V69H40L41 71H42V74H41V71H40V73H39V71H37L38 72V74L36 73V72H34V73H36L37 75H36V77L35 76H33L34 77V79H32V81H31V83L33 82V80H35V82H38V86H39V88H37V89H35L34 91H33V89L31 88L30 90H32L33 92H34V98L36 99V96L37 95H39L40 93H42L43 91H45V93H44V97L42 98V101L39 103V105H36V106H38V108L40 109V110H42L43 109V111H42V113H43V115L44 116H42V117H44V118H47L48 120H47V125H48V123H49V121L50 120H55L56 119V121L57 120H59V119H61V120H67L69 123H70V121H72L71 120V117L70 116H74V115H70L69 117L67 116V115H69L70 114V112H69V114H68V112H66V114L64 115V116H60V113H59V110H63V109H65V108H67V107H71V109H73V108H78V107H74V106H76L75 104H76V102L77 101H82L81 103L83 104V106H79V108L80 109H82V111L83 110H86V109H88V110H90L89 111V113L88 114H86V116H85V118L83 119V121H85L86 123H87V125L86 126H84L82 123H79L78 121H77V119L79 118V117H76L77 115H75V120L78 122H76L77 124L75 125H73L72 127H70L67 131L66 130H62V131H60V132H58V133H56V137L55 138H52V139H55V140H53V141H55V143L54 144H57L58 145V143H59V145L61 146V145H63L62 143L64 142V143H66V149H68V151L69 152H67V153H64L66 156H68L69 155V153H71V151H72V149L73 150H76V148L77 149H81L82 151H85L86 149H94L95 150V152H96V154H89L90 156L88 157L89 158V160L90 161H92L91 163H92V165L89 167V169L88 170H84V169H86V166L87 165H85L86 163H85V161H83V164L80 166L79 164H81V163H76V164H78L77 165V167H79L78 169H76V173L75 174H72V175H70V177H65L64 179H62V177L61 178H59V176H58V178L61 180L62 179V182H57L56 180V182L53 180V182H52V188H53V184H55L56 183V185H55V187H56V194L57 193H59L60 195L62 194V195H65V194H67V196H66V198L64 199L65 201V203L67 202L66 201V199H68L69 197H71V194L73 195V196H77L79 193V197H78V200H77V202H76V205H74L73 204V209H71V208H69L70 210H73L74 211V213L72 212V215H70V217L73 219V221H75V222H77V221H81V223H82V231H85V234L83 235L82 233L79 235V236H77L73 241H70V244H71V246L73 247V250H72V254H73V256L75 257L74 258V264H118V260H119V252H121L120 254L123 256L124 254H122V253H124V248H126L127 246H129V251H130V256H131V258H132V261H133V259H140L141 261H140V263L142 262V263H144V264H152V262L155 260L156 261V259H154V253H149V252H151V251H148L147 253H145V255L144 256H142L140 253V251L138 250V248H137V246H139V245H137V243L134 241V240H131L130 239V243L129 242H126L127 241V239H126V241H125V236L123 237L122 235H120V236H118L117 235V239H109V237L107 236V235H105V230H104V225H103V220L102 219H99V220H92L91 221V219H93V217H94V215L96 214V213H98V211H97V209L99 208L100 209V205L102 204V199H103V194L105 193L104 192V182L103 181H101V179L103 178H101V175H100V173H99V177H95V174H96V170H98V169H101V171L102 170H109V169H111L112 170V172H113V174H116L117 172H118V170H120V166L122 167V164H123V162H125V159H127L126 157H122V155L120 156V155H116V157H114L112 160H110V161H108V159H107V157L105 156V155H103L104 154V151H102V149L101 150H99L100 149V147H103V146H105V145H107V143H108V141L110 140V138L111 137H120L121 135H122V130H121V128H120V126H121V122L122 121H124V117H123V114H125V113H120L119 111H118V113H116V114H114V115H112V116H110L111 118H112V120L110 119V122H108L107 121V123H99L98 122V120L100 119V117H102L103 115H106V114H108V113H104L103 115H101L103 112H100L101 114H99V113H97V112H95V114H94V111L97 109V107L98 106H100V105H103V104H105V103H103V101H102V103H101V101L100 102H98L97 100V98L95 97L96 95H98L97 93L98 92H95L96 94H94V95H92V94H90V92H89V87L88 86H90V84H88V85H86L85 87H88V91H87V89L86 88H84V89H79V87L78 88H75V80L74 81H72V80H70V79H68L69 78V76H68V78L66 79L65 78V76L63 77L61 74V76H60V78H57L58 77V75H57V77H55V78H57L55 81H51V82H55V83H53V85L51 84V83H49L50 85H52V86H47V87H45V84H44V82L46 81L45 80V77H47L48 75H50V74H54V73H56V74H58L59 73V71L57 72V70H56V68H58V67ZM61 66V67H60ZM185 66V65H184ZM220 66V65H219ZM252 66V65H251ZM15 67V68H14ZM37 67V66H36ZM43 67H45V66H43ZM66 67H65V69H66ZM68 67V68H69ZM103 67V68H104ZM31 68V67H30ZM35 68V67H34ZM33 68V69H34ZM58 68V69H59ZM243 68V67H242ZM261 68V67H260ZM32 69V68H31ZM32 69V70H33ZM171 69H168V70H171ZM38 70V69H37ZM120 70V69H119ZM167 70V72H169ZM173 70H171V71H173ZM181 70V69H180ZM179 70V72H181ZM254 70V69H253ZM18 71V70H17ZM20 71V70H19ZM64 71H66V70H64ZM63 71V72H64ZM154 71V70H153ZM159 71V70H158ZM24 72H26V71H23V73ZM30 72V71H29ZM163 72V71H162ZM161 72V73H162ZM255 72V71H254ZM66 73H69V72H66ZM65 73V74H66ZM165 73V72H164ZM163 73V74H164ZM172 73V72H171ZM178 73V72H177ZM12 74V75H11ZM28 74V73H27ZM97 76H96V75ZM141 74H142V72H141ZM169 74H170V72H169ZM174 74H175V72H174ZM17 75V74H16ZM120 75V74H119ZM140 75V74H139ZM146 75V74H145ZM145 75H144V78L142 77L143 76V74L141 75V78H139V80H137V81H139L140 82V84L138 85V88H139V90L137 91L138 92V98H134L132 95H131V93H130V91L127 89L126 91H124V95L122 96V100L121 101H119V102H116V103H118L117 105H119V104H123L124 102L125 103H127L130 107H131V109H133L134 111H136V112H141V111H146L147 112V110H143L142 108H141V106H140V104L139 103H141V102H139V100H141V99H143V100H147V105L153 100V99H155V96H156V93H157V95H158V92L160 91V89L159 88H161L162 89V87H160L159 85V83H158V81H156L155 80V83H154V80L153 81H151V80H149V79H151V78H147V79H145ZM162 75V74H161ZM171 75V74H170ZM11 76H13V78L11 77ZM56 76V75H55ZM164 76V75H163ZM172 77H174L173 76V74L171 75ZM175 76H177L176 74H175ZM180 76V75H179ZM12 78V79H9V78ZM26 78H27V76H25ZM168 77H169V75H168ZM250 77V76H249ZM54 78V79H55ZM72 78V77H71ZM90 78V77H89ZM121 78V77H120ZM16 79V78H15ZM23 79V78H22ZM52 79V78H51ZM155 79V78H154ZM164 79V78H163ZM166 79H167V76H166ZM28 80H29V78H28ZM158 80V79H157ZM21 81V80H20ZM24 82H25V80H23ZM97 81H98V79H97ZM112 81H114V80H112ZM174 81V80H173ZM244 81H245V79H244ZM247 81V80H246ZM22 82V81H21ZM160 82V81H159ZM16 83V82H15ZM34 83V82H33ZM95 83V85H96V82H94ZM98 83H100L99 81H98ZM157 83V84H156ZM224 83V82H223ZM243 83V82H242ZM9 84V86H10V83H8ZM12 84V83H11ZM25 85H26V83H24ZM30 84V83H29ZM28 84V85H29ZM104 84V83H103ZM103 84H101V86L103 85ZM227 84V83H226ZM260 84V83H259ZM25 85H23V86H25ZM35 85V84H34ZM47 85V84H46ZM108 85L109 84H107V86L106 87H108ZM158 85V88L156 87ZM8 86V85H7ZM14 86V85H13ZM105 86V85H104ZM122 86V85H121ZM120 86V87H121ZM246 86V85H245ZM15 87V86H14ZM13 87V88H14ZM16 87H20V86H16ZM95 87H97V85L95 86ZM99 87H100V85H99ZM99 87H98V89H99ZM113 87V86H112ZM124 87V86H123ZM226 87V86H225ZM243 87V86H242ZM247 87H249V86H247ZM255 87V86H254ZM11 88V87H10ZM9 88V89H10ZM24 88V87H23ZM164 88V87H163ZM190 88V87H189ZM245 88V87H244ZM4 89H6V87L4 88ZM3 89V90H4ZM8 89V88H7ZM7 89L5 90V91H7ZM21 89V88H20ZM28 89H29V87H28ZM91 89H93L92 90V93H93V91H95V89L96 88H91ZM171 89V88H170ZM169 89V90H170ZM193 89V88H192ZM229 89V88H228ZM236 89V88H235ZM264 89V85H262L261 86V90H263ZM30 90H28L29 92H28V97H30L29 95H30ZM101 90V89H100ZM105 90H107V89H105ZM111 90V89H110ZM166 90V89H165ZM165 90H163V91H165ZM167 90H168V88H167ZM248 90H249V88H248ZM17 91V90H16ZM21 91H23L22 89H21ZM91 91V90H90ZM112 91V90H111ZM110 91V92H111ZM175 91H177V90H175ZM11 93H12V90L10 91ZM102 92L103 91H101L100 93L102 94ZM119 92V91H118ZM5 93V92H4ZM161 93H163V92H161ZM164 93H166V92H164ZM163 93V94H164ZM0 94H2V93H0ZM21 94V93H20ZM91 95L92 97V99L94 100V102H93V100L92 99H89L88 97H87V95ZM3 95V94H2ZM8 95V94H7ZM6 95V96H7ZM76 95V96H75ZM88 95V96H89ZM185 95V94H184ZM250 95H251V93H250ZM43 96V95H42ZM102 96H104V94H102ZM9 97H12V94H11V96H9ZM15 97V96H14ZM16 97H18V96H16ZM28 97L26 98V99H24V100H26V101H30V99H28ZM33 97V96H32ZM75 97H77V99L76 100H74V98ZM95 97V98H94ZM158 98L160 97V93H159V96H157ZM184 97H186V96H184ZM242 97H244V96H242ZM5 98V97H4ZM31 98V97H30ZM166 98V97H165ZM210 98V97H209ZM233 98H235V97H233ZM6 99V98H5ZM8 99V98H7ZM28 99V100H27ZM34 99V100H35ZM95 99H97V100H95ZM4 100V99H3ZM33 100V99H32ZM159 100V99H158ZM166 100V99H165ZM185 100H186V98H185ZM195 100H198V97H197V99L195 98ZM205 100V99H204ZM209 100V99H208ZM211 100V99H210ZM232 100V99H231ZM26 101H24L25 103H27ZM39 101V100H38ZM95 101H97V103L95 102ZM180 101H182V100H180ZM179 101V102H180ZM184 101V100H183ZM193 101V100H192ZM235 101V100H234ZM178 102V101H177ZM178 102V103H179ZM186 102V101H185ZM202 102H203V100H202ZM211 102H213L212 100H211ZM231 102V101H230ZM1 103V102H0ZM3 103V102H2ZM37 103V104H38ZM81 103H79V104H81ZM98 103H100V105H98ZM200 103V102H199ZM19 104H21V103H19ZM19 104H17L16 105V107L17 106H19ZM158 104V103H157ZM180 104V103H179ZM29 105V104H28ZM32 105V104H31ZM152 105V104H151ZM159 105H161V104H159ZM165 105V104H164ZM172 105V104H171ZM3 106V105H2ZM12 106V105H11ZM30 106V105H29ZM169 106V105H168ZM176 106H177V104H176ZM16 107H14V108H16ZM34 107H35V105H34ZM34 107H32L31 106V110H33V108ZM166 107V106H165ZM11 108V107H10ZM13 108V109H14ZM9 109V108H8ZM30 109V108H29ZM28 109V110H29ZM7 110V109H6ZM22 110V109H21ZM77 110V109H76ZM79 110V109H78ZM77 110V111H78ZM5 111V110H4ZM17 112H18V108H17V110H16ZM30 111V110H29ZM35 111V110H34ZM37 111V110H36ZM35 111V112H36ZM10 112H11V114H13L12 112H14L15 113V111H13V110H10ZM33 112V111H32ZM31 112V113H32ZM73 112V111H72ZM4 113V112H3ZM2 112H1V115L3 114ZM6 113V112H5ZM8 113V112H7ZM24 113V112H23ZM27 113H29V112H27ZM34 113V112H33ZM42 113L40 114V115H42ZM83 113V112H82ZM148 114H149V112H147ZM24 114H26V113H24ZM35 114V113H34ZM74 114H77V113H75L74 112ZM78 114H79V112H78ZM84 114V115H85ZM96 114H99L98 116L96 115ZM126 114H127V112H126ZM130 114V113H129ZM152 114V113H151ZM6 115V114H5ZM30 115V117H31V115L33 116V118H34V115L33 114H29ZM36 115V114H35ZM39 115V116H40ZM110 115V114H109ZM4 116V115H3ZM3 116H2V118H3ZM24 116V119H26L27 118V116H28V114H27V116L26 115H23ZM22 116V117H23ZM38 116V117H39ZM67 116V117H66ZM97 116V117H96ZM100 116V117H99ZM192 116V115H191ZM197 116V115H196ZM200 116V115H199ZM6 117V116H5ZM4 117V118H5ZM14 117V116H13ZM26 117V118H25ZM41 116L39 117L40 119H37V121H39V120H41L42 119V121H43V119L44 118H42ZM81 117V116H80ZM218 117V116H217ZM9 118V117H8ZM32 118V117H31ZM196 118V117H195ZM198 118V117H197ZM14 119V118H13ZM13 119H9V122L11 121L12 122V120ZM22 120H23V118H21ZM20 119V120H21ZM30 118L28 117V120H29ZM35 119V118H34ZM70 119V120H69ZM73 119V120H74ZM109 119V118H108ZM139 119V121H140V119L141 118H138ZM3 120V119H2ZM28 120H27V122H28ZM60 120V121H61ZM126 120V119H125ZM190 120V119H189ZM197 120V119H196ZM199 120V119H198ZM208 120V119H207ZM6 121V120H5ZM5 121H4V123H5ZM32 121V120H31ZM36 120H35V123L37 122ZM59 121V122H60ZM63 121L61 122L62 123V125H63ZM65 121H64V123H65ZM66 121V123H68ZM136 121V120H135ZM181 121V120H180ZM179 121V122H180ZM6 122H8V121H6ZM22 122V121H21ZM24 123H25V121H23ZM46 122V121H45ZM44 122V123H45ZM73 122V121H72ZM106 122V121H105ZM143 122V121H142ZM145 122V121H144ZM148 122V121H147ZM178 122V123H179ZM204 122V121H203ZM3 123V122H2ZM37 123H39V122H37ZM42 122L40 121V124H41ZM84 123V122H83ZM109 123V124H108ZM129 123V122H128ZM206 123V122H205ZM6 124V123H5ZM23 124V123H22ZM26 124V123H25ZM25 124H23V126L25 125ZM28 124H29V122H28ZM30 124H32L31 122H30ZM29 124V125H30ZM59 124V123H58ZM73 124V123H72ZM131 124V123H130ZM138 124V123H137ZM192 124V123H191ZM2 125V124H1ZM45 125V124H44ZM43 125V126H44ZM46 125V126H47ZM57 125V124H56ZM61 125V124H60ZM69 125V124H68ZM67 125V126H68ZM120 125V126H119ZM142 125V124H141ZM144 125V124H143ZM198 125V124H197ZM204 125V124H203ZM23 126L21 127L20 126V128H23ZM41 126V125H40ZM39 126V127H40ZM66 125H64V127L63 128H65V127H67ZM75 126H77V127H75ZM125 126V125H124ZM124 126H123V128H124ZM129 126V125H128ZM134 126V125H133ZM137 126V125H136ZM138 126H139V124H138ZM137 126V127H138ZM157 126V125H156ZM162 126V125H161ZM199 126V125H198ZM213 126V125H212ZM1 127V126H0ZM18 127V126H17ZM26 127V126H25ZM31 127V126H30ZM34 127V126H33ZM42 127V126H41ZM55 127V126H54ZM53 127V128H54ZM58 127V125L55 127V129ZM74 127H75V130L73 131V134L71 133V134H66L68 131L69 132H71V130L72 129H74ZM122 127V126H121ZM126 127V126H125ZM132 127V126H131ZM130 127V128H131ZM152 127V126H151ZM155 127V126H154ZM177 127V126H176ZM223 127V126H222ZM3 128V127H2ZM13 128V127H12ZM26 128H28V127H26ZM44 128V127H43ZM47 128V127H46ZM52 128V129H53ZM58 128H61L60 126L58 127ZM63 128H61V129H63ZM130 128L128 129V131L130 130ZM140 128V127H139ZM144 128V127H143ZM149 128V127H148ZM18 129V128H17ZM16 129V130H17ZM33 129V128H32ZM38 129V128H37ZM39 129H42V128H39ZM133 128H131V134L132 133H134V131H136V130H132ZM151 129V128H150ZM166 129V128H165ZM177 129V128H176ZM1 130V129H0ZM11 131V137H9L8 135V137L4 140V143H1V147H2V144L4 145V150L6 151H4L5 152V154H6V156L8 155V154H10L11 153V151H12V146H11V140H12V136H15L16 135V132L17 131ZM25 130H27V129H25ZM60 129H58V131H59ZM145 130H146V128H145ZM158 130H160L159 128H158ZM169 130V129H168ZM167 130V131H168ZM171 130V129H170ZM213 130V129H212ZM215 130H217V129H215ZM254 130V129H253ZM20 131V130H19ZM22 131V130H21ZM56 132H57V129L55 130ZM127 131V132H128ZM147 131H149V130H147ZM161 131V130H160ZM159 131V132H160ZM174 131V130H173ZM23 132H25L24 130H23ZM40 132L41 131H39V132H36V133H38V135L36 136V134L34 133V135H35V137H32V139H28L29 141H30V143H29V148H30V151L28 152V151H26L27 150V148L25 149V150H21L22 152H21V157H20V162H18L17 163V165L15 166V169H14V171L13 172H10V175H9V173H8V175L7 174H2V171H1V174H0V213L1 212H3L5 209H6V207H8V204L9 203H12V202H14L16 199H17V196H18V192H17V190H16V192H15V187H14V184H13V180L14 179H16V178H18L19 176H21V175H23L25 172H26V170H27V172H28V169H30V168H28L27 169V166L26 165H28V164H25L26 162L25 161H27L32 155H35L36 157H35V159L37 158V160H40V158L41 157H44L42 160H44L45 159V156L46 155H48L49 153H47L46 155H44V153L43 152H47L48 150H46L45 151V149L44 148H46L45 146H43L40 142H39V140L40 141H42L41 139H39V137L41 138V137H44V136H39L40 135ZM74 132H76V134L79 132V134L78 135H76L75 136V133ZM137 132V131H136ZM156 132V131H155ZM19 133V132H18ZM129 133H130V131H129ZM144 133V132H143ZM151 133V132H150ZM209 134L211 133V132H208ZM232 133V132H231ZM20 134V133H19ZM27 134V133H26ZM121 134V135H120ZM124 134L125 135H127L125 132H124ZM123 134V135H124ZM138 133H135V135H137ZM152 134V133H151ZM218 134H221V133H219L218 132ZM227 134V133H226ZM21 135H23V134H21ZM122 135V136H123ZM133 135V134H132ZM134 135V136H135ZM194 135V134H193ZM201 135V134H200ZM258 135V134H257ZM2 136H4V135H2ZM17 136V135H16ZM30 136H32V135H30ZM131 136V135H130ZM222 136H223V134H222ZM221 136V137H222ZM124 137H126V136H124ZM226 137L227 136H225V140H226ZM2 138V137H1ZM0 138V139H1ZM16 138V137H15ZM45 138V137H44ZM120 138H122V137H120ZM193 138V137H192ZM215 138V137H214ZM213 138V139H214ZM235 138V137H234ZM17 139V138H16ZM21 139V138H20ZM19 139V140H20ZM213 139H212V141H213ZM216 139L218 140V138L216 137ZM220 139V138H219ZM231 139V138H230ZM172 140V139H171ZM228 140V139H227ZM260 140V139H259ZM160 141V140H159ZM163 141V140H162ZM176 141V140H175ZM223 141V140H222ZM17 142V141H16ZM15 142V143H16ZM145 142V141H144ZM179 142V141H178ZM188 142H190V141H188ZM221 142V141H220ZM220 142H219V144H220ZM14 143V144H15ZM19 143V142H18ZM137 143V142H136ZM136 143H134V144H136ZM140 143V142H139ZM143 143V142H142ZM164 143V142H163ZM223 143V142H222ZM226 143H227V141H226ZM229 143V142H228ZM27 144V143H26ZM47 144V143H46ZM53 144V146H55ZM161 144V143H160ZM202 144H204V142L202 143ZM28 145V144H27ZM48 145V144H47ZM50 145V144H49ZM141 145V144H140ZM199 145V144H198ZM223 145V144H222ZM226 145V144H225ZM260 145V144H259ZM18 146V145H17ZM60 146H59V148H60ZM132 146V145H131ZM136 146V145H135ZM146 146V145H145ZM144 146V147H145ZM149 146V145H148ZM154 146V145H153ZM186 147H187V145H185ZM204 146H207L208 147V145H204ZM203 146V147H204ZM218 146V145H217ZM216 146V147H217ZM262 146H264L263 144H262ZM14 147H16L15 145H14ZM43 147V148H42ZM199 147V146H198ZM197 147V148H198ZM209 147H210V145H209ZM214 147V146H213ZM219 147H221V146H219ZM228 147V146H227ZM229 147H231V146H229ZM3 148V147H2ZM1 148V149H2ZM58 148V149H59ZM104 148V147H103ZM221 148H223V147H221ZM262 148V147H261ZM23 149V148H22ZM44 149V151L42 152V150ZM57 149V148H56ZM61 149H63V147L61 146V148H60V150ZM138 149V148H137ZM143 149V148H142ZM150 149H151V147H150ZM164 149V148H163ZM182 149V148H181ZM211 149V148H210ZM212 149H214V148H212ZM14 150V149H13ZM54 150H55V148H54ZM53 150V151H54ZM78 150V151H79ZM129 150V149H128ZM165 150V149H164ZM216 150L217 149H215V152H216ZM226 150V149H225ZM64 151V150H63ZM125 151V150H124ZM153 151V150H152ZM151 151V152H152ZM178 151H180V150H178ZM208 151V150H207ZM207 151H206V153L205 154H207V156L212 152L213 153V151L214 150H212L210 153H207ZM231 151V150H230ZM264 151V150H263ZM57 152L59 153V151L57 150ZM225 152V151H224ZM227 152V151H226ZM51 153V152H50ZM55 153V152H54ZM145 153V152H144ZM174 153V152H173ZM198 153V152H197ZM211 153V154H212ZM219 153H221L220 151H219ZM219 153H218V155H219ZM228 153V152H227ZM1 154H3V152L1 153ZM31 154V155H30ZM125 154V153H124ZM129 155H130V153H128ZM124 155V156H129V155ZM147 154V153H146ZM145 154V155H146ZM150 154H152V153H150ZM157 154H159V153H157ZM193 154H195V153H193ZM210 154V155H211ZM225 154V153H224ZM65 155H63L62 154V156H65ZM175 155V154H174ZM202 155H204V154H201V156ZM216 155V154H215ZM4 156V155H3ZM19 156V155H18ZM59 156V155H58ZM61 155H60V157H62ZM131 156V155H130ZM129 156V157H130ZM185 156V155H184ZM196 156V155H195ZM207 156H205V157H207ZM15 157V156H14ZM86 156H84V158H85ZM128 157V158H129ZM132 157V156H131ZM150 157V156H149ZM193 157V156H192ZM212 157V156H211ZM221 157H225V156H223V154L221 155ZM1 158V157H0ZM32 158V157H31ZM52 158V157H51ZM133 158V157H132ZM178 158V157H177ZM199 158V157H198ZM201 158V157H200ZM202 158H203V161L205 160L204 159V157L202 156ZM201 158V159H202ZM34 159V158H33ZM47 159V158H46ZM57 159V158H56ZM63 159H65V158H63ZM67 159V158H66ZM207 159V158H206ZM216 160H217V158H215ZM222 159V158H221ZM221 159H220V161H221ZM227 159V158H226ZM226 159H225V161H226ZM228 159H230V158H228ZM245 159V158H244ZM11 160V159H10ZM58 160H59V158H58ZM80 160H82V158L80 159ZM131 161H132V159H130ZM129 160V161H130ZM144 160V159H143ZM146 160V159H145ZM163 160V159H162ZM209 160V159H208ZM239 160V159H238ZM246 160V159H245ZM244 160V161H245ZM12 161H13V159H12ZM17 161H19V160H17ZM16 161V162H17ZM41 161V160H40ZM49 161V160H48ZM62 161V158H61V160H60V162ZM76 161V160H75ZM89 161V162H90ZM151 161H152V159H151ZM183 161V160H182ZM223 161V160H222ZM28 162V161H27ZM56 163L58 162L57 160L55 161ZM76 162H78V161H76ZM80 162V161H79ZM87 163V164H91V163ZM145 162V161H144ZM186 162V161H185ZM205 162H207L206 160H205ZM209 162V161H208ZM212 162V161H211ZM227 162V164H228V162L229 161H226ZM251 162V161H250ZM7 163V162H6ZM10 163H12V162H10L9 161V164ZM34 163V162H33ZM38 163V162H37ZM40 163V162H39ZM45 163H46V161H45ZM85 163V164H84ZM139 163V162H138ZM143 163V162H142ZM199 162H197L196 164H198ZM202 163V161L200 162V164ZM210 163V162H209ZM257 163V162H256ZM42 164H43V162H42ZM58 164V163H57ZM61 164V163H60ZM75 164V163H74ZM129 164H130V162H129ZM128 164V165H129ZM186 164V163H185ZM184 164V165H185ZM222 164V163H221ZM220 164V165H221ZM249 164V163H248ZM248 164H246L245 166H247ZM35 165V164H34ZM33 165V166H34ZM50 165V164H49ZM83 165H85V166H83ZM126 166H127V160H126V164H125ZM131 165V164H130ZM138 165V164H137ZM136 165V166H137ZM140 165V164H139ZM183 165V166H184ZM202 165V164H201ZM205 165V164H204ZM208 165V164H207ZM5 166V165H4ZM11 166V165H10ZM73 166V165H72ZM76 166V165H75ZM75 166H73V168L75 167ZM126 166H125V169H126ZM177 166V165H176ZM180 166V165H179ZM182 166V165H181ZM210 166V165H209ZM3 167V166H2ZM7 167V166H6ZM81 167H83V168H81ZM123 167H124V165H123ZM122 167V168H123ZM127 167H129V166H127ZM132 167V166H131ZM153 167V166H152ZM168 167V166H167ZM170 167V166H169ZM214 167V166H213ZM218 167V166H217ZM216 167V168H217ZM224 167H226V166H224ZM223 167V168H224ZM0 168H1V166H0ZM31 168H33V167H31ZM67 168V167H66ZM73 168H71L72 170H73ZM80 168H81V170H80ZM87 168H88V166H87ZM121 168V169H122ZM148 168V167H147ZM210 168H212V167H210ZM7 169H9V168H7ZM11 169V168H10ZM34 169H36V168H34ZM33 169V170H34ZM68 169V168H67ZM130 169V168H129ZM159 169V168H158ZM157 169V172L159 173V170ZM161 169V168H160ZM163 169V168H162ZM171 169V168H170ZM177 169H179V168H177ZM110 170V171H111ZM128 170V169H127ZM148 170V169H147ZM169 170V169H168ZM174 170V169H173ZM181 170V169H180ZM206 170V169H205ZM214 170V169H213ZM5 171V170H4ZM7 171V170H6ZM67 171V170H66ZM71 171V170H70ZM103 171V172H104ZM110 171L108 172V173H110ZM162 171V170H161ZM160 171V172H161ZM167 171V169L165 170V172ZM190 171V170H189ZM193 171V170H192ZM207 171V170H206ZM223 171V170H222ZM8 172H9V170H8ZM72 172V171H71ZM74 172V171H73ZM64 173V172H63ZM107 173V174H108ZM199 173V172H198ZM201 173V172H200ZM214 173V172H213ZM246 173V172H245ZM65 174V173H64ZM171 174V173H170ZM6 175L8 176V177H6ZM109 176H110V174H108ZM117 176H118V174H116ZM116 175H115V177H116ZM141 175V174H140ZM147 175V174H146ZM169 175V174H168ZM191 175V174H190ZM67 176V175H66ZM107 176V175H106ZM112 176H114V175H112ZM143 176H145V174L143 175ZM142 176V177H143ZM156 176H157V174H156ZM173 176V175H172ZM187 176V175H186ZM209 176V175H208ZM56 177V176H55ZM139 177V176H138ZM141 177V178H142ZM168 177V176H167ZM173 177H175V176H173ZM187 177H189V175L187 176ZM245 177V176H244ZM20 178V177H19ZM48 178V177H47ZM51 178H53V177H51ZM51 178H49V179H51ZM57 178V179H58ZM152 178V177H151ZM169 179L171 178V175L168 177ZM179 178V177H178ZM218 178V177H217ZM41 179V178H40ZM49 179H47L46 181H47V186H46V184H45V187H47L48 189L51 187V181L49 182L48 180ZM54 179V178H53ZM146 179V178H145ZM153 180L155 179V178H152ZM151 179V180H152ZM181 179H182V177H181ZM189 179H190V177H189ZM59 180V181H60ZM142 180H144V179H142ZM148 180V179H147ZM150 180V179H149ZM163 180L164 179H158L157 181H160L161 182V184L163 183ZM166 180H167V178H166ZM172 180L173 179H171V182H172ZM184 180V179H183ZM185 180H186V178H185ZM193 180V179H192ZM220 180V179H219ZM231 180V179H230ZM18 181H20V180H18ZM17 181V182H18ZM40 181V180H39ZM38 181V182H39ZM44 181V180H43ZM46 181H44V183L46 182ZM133 181V180H132ZM174 181V180H173ZM176 181V180H175ZM181 181V180H180ZM179 181V182H180ZM187 181V180H186ZM215 181V180H214ZM217 181V180H216ZM49 182V183H48ZM143 182V181H142ZM145 183H146V181H144ZM147 182H149V181H147ZM164 182H165V180H164ZM167 182H169V181H167ZM188 182V181H187ZM138 183V182H137ZM153 183V182H152ZM155 183V182H154ZM172 183H174V182H172ZM177 182H175V184H176ZM186 183V182H185ZM190 183V182H189ZM192 183V182H191ZM215 183H217V182H215ZM41 184V183H40ZM131 184V183H130ZM150 184V183H149ZM158 184H159V182H158ZM160 184V185H161ZM165 184V183H164ZM169 184V183H168ZM179 184V183H178ZM194 184H196V182L194 183ZM194 184H191V185H194ZM214 184V183H213ZM224 184V183H223ZM231 184V183H230ZM35 185H36V182H35ZM38 185H39V183H38ZM42 186H43V183L41 184ZM132 185V184H131ZM166 185V184H165ZM177 185V184H176ZM41 186V187H42ZM50 186V187H49ZM147 186V185H146ZM145 186V187H146ZM149 186V185H148ZM154 186V185H153ZM157 185H155L154 187H156ZM174 186V184L172 185V187ZM19 187V186H18ZM141 187V186H140ZM214 187V186H213ZM223 187V186H222ZM43 188V187H42ZM46 188V192H47V189ZM52 188H50L49 190H52ZM136 188V187H135ZM158 188V187H157ZM160 188V187H159ZM163 188H165V187H163ZM180 188H181V186H180ZM37 189H40V188H37L36 186L35 187H32L31 186V188L30 189H28L29 191H27V193L25 194V195H28V193H29V195H30V198L32 199H30V198H27L26 196H24V199H23V201H22V203L21 204H19L20 205V207H22V206H28V207H30V205L32 204L31 203V201L33 202V198H41V199H43V195H42V192L43 191H45L44 189H42L43 191L41 192V191H38ZM130 189V188H129ZM147 189V188H146ZM150 189H152V188H150ZM166 189H167V187H166ZM183 189V188H182ZM185 189H186V187H185ZM191 189V188H190ZM196 189V188H195ZM216 189V188H215ZM222 189V188H221ZM36 190V191H35ZM124 190H126V189H124ZM128 190V189H127ZM136 190H138V189H136ZM135 190V191H136ZM140 190V189H139ZM161 190V189H160ZM173 190V189H172ZM192 190H194V189H192ZM212 190V189H211ZM217 190H218V186H217ZM129 191V190H128ZM135 191H134V194H135ZM141 191H143V190H141ZM175 191H176V189H175ZM55 192H50L51 194H48L49 196H47L48 198L49 197H51V198H53V196H51L52 194L53 195H55L54 193ZM121 192H122V189H121ZM125 192V191H124ZM144 192V191H143ZM142 192V194H144ZM148 192V191H147ZM183 192H185V191H183ZM187 192V191H186ZM192 192V191H191ZM215 192V191H214ZM20 193V192H19ZM116 193V192H115ZM114 193V194H115ZM118 191H117V194L115 195L117 198H121L120 197V194L118 195ZM127 193V192H126ZM132 193V192H131ZM138 193V192H137ZM150 193V192H149ZM153 193V192H152ZM220 193V192H219ZM185 194V193H184ZM187 194V193H186ZM196 194V193H195ZM217 193H215V195H216ZM222 194V193H221ZM44 195H45V193H44ZM58 195V194H57ZM121 195H122V193H121ZM138 195V194H137ZM140 195V194H139ZM160 195V194H159ZM162 195V194H161ZM181 195V194H180ZM190 195V194H189ZM214 195V194H213ZM214 195V196H215ZM123 196V195H122ZM125 196H128V195H125ZM158 196V195H157ZM186 196V195H185ZM194 196V195H193ZM29 197V196H28ZM131 197V196H130ZM138 197V196H137ZM140 197V196H139ZM196 197V196H195ZM198 197V196H197ZM217 196H215V198H216ZM132 198V197H131ZM145 198V197H144ZM150 198V197H149ZM214 198V197H213ZM46 199V198H45ZM54 199V198H53ZM122 199H123V197H122ZM146 199V198H145ZM157 199H159V198H157ZM56 200H58V198L56 199ZM76 200V199H75ZM115 200H116V198H115ZM132 200V199H131ZM142 200V199H141ZM156 200V199H155ZM17 201V200H16ZM50 201V200H49ZM59 201V200H58ZM185 201V200H184ZM183 201V202H184ZM190 201V200H189ZM188 201V202H189ZM194 201H196V199H194ZM225 201H227V200H225ZM51 202V201H50ZM49 202V203H50ZM128 202V201H127ZM161 202V201H160ZM182 201H181V203H183ZM185 202H187V201H185ZM230 202V201H229ZM229 202H228V204H229ZM31 203V204H30ZM41 203H43V202H41ZM71 203V202H70ZM135 203V202H134ZM178 203V202H177ZM225 202L223 201V203H222V205H225L224 204ZM35 204V203H34ZM68 204V203H67ZM179 204V203H178ZM197 204H198V202H197ZM200 204V203H199ZM248 204V203H247ZM22 205V206H21ZM47 205V204H46ZM46 205H43L42 204V206H38V207H36V209H34L33 211L35 212L36 210H37V212L38 211H40V210H44V208L46 207ZM126 205V204H125ZM201 205V204H200ZM221 205V204H220ZM232 205H234V204H232ZM32 206V205H31ZM37 206V205H36ZM157 206V205H156ZM175 205H173V207H174ZM177 206V205H176ZM181 205H179V207H180ZM184 206H187V205H184ZM190 206V205H189ZM225 206H227V204L225 205ZM238 206V205H237ZM27 207V208H28ZM163 207V206H162ZM193 207V206H192ZM192 207H190V208H192ZM198 207V206H197ZM196 207V208H197ZM220 207H223V206H220ZM219 207V208H220ZM12 208V207H11ZM17 208V207H16ZM47 208V207H46ZM134 208V207H133ZM156 208V207H155ZM160 208V207H159ZM176 208V207H175ZM174 208V209H175ZM182 208V207H181ZM195 208V207H194ZM196 208H195V211H197L196 210ZM224 208V207H223ZM226 208V207H225ZM224 208V209H225ZM253 208V207H252ZM17 209H19V207L17 208ZM16 209V210H17ZM24 211H26V207H25V209L24 208H22ZM48 209V208H47ZM68 209V210H69ZM152 209V208H151ZM158 209V208H157ZM20 210V209H19ZM29 210V209H28ZM27 210V211H28ZM31 210V209H30ZM70 210L68 211V212H70ZM167 209L165 208V211H166ZM172 210H173V208H172ZM182 210V209H181ZM188 211H189V209H187ZM219 210V209H218ZM232 210V209H231ZM183 211V213H185L184 212V210H182ZM219 211H221V210H219ZM30 212V211H29ZM32 212V211H31ZM163 212V211H162ZM169 212H174V211H168V212H166L165 213V215H167V213H169ZM242 212V211H241ZM251 212H252V210H251ZM22 213V212H21ZM21 213H19V214H21ZM26 213V212H25ZM161 213V212H160ZM191 213V212H190ZM190 213H189V215H190ZM193 213V212H192ZM196 212H194V214H195ZM229 213V212H228ZM15 213H13L10 217L9 216H7L1 223H0V264H47V259L44 257V255H43V253H44V249H43V247L40 245V243H38V241L36 240L35 241V243L33 244V245H30V246H26V247H19L16 243H10V241L8 240V238H7V236H9V234H8V232H9V223H10V218L11 217H13V215H14ZM30 214V213H29ZM70 214V213H69ZM188 214V213H187ZM197 214V213H196ZM195 214V215H196ZM199 214V213H198ZM248 214V213H247ZM17 215V214H16ZM27 215H28V212H27ZM164 215V214H163ZM163 215H162V217H163ZM185 215V214H184ZM243 215V214H242ZM249 215V214H248ZM254 216H255V214H253ZM18 216V215H17ZM105 216V215H104ZM156 216V215H155ZM177 217H178V214L176 215ZM179 216H181V213H180V215ZM218 216V215H217ZM226 216V215H225ZM21 217V216H20ZM114 217V216H113ZM166 217V216H165ZM190 217V216H189ZM192 217V216H191ZM198 217V216H197ZM230 217L231 216H229V219H230ZM243 217V216H242ZM245 217H247L246 215H245ZM130 218V217H129ZM158 218V217H157ZM160 219H162L161 217H159ZM194 217H192V222H191V225H192V223H195L194 225H196L197 223V219L194 221V219H193ZM207 218V217H206ZM233 218H235L234 216H233ZM131 219V218H130ZM151 220H150V224H149V226H151L152 227V225H155V223L158 221L157 219H152V218H150ZM167 219H168V216H167ZM180 219V218H179ZM182 219H184V218H182ZM189 219V218H188ZM241 219V218H240ZM250 219H252V220H250V221H252L251 223H253V224H251V225H253L254 227L256 226V225H258V224H256L254 221V217H251ZM257 219V218H256ZM165 220V219H164ZM174 220V219H173ZM200 220V219H199ZM228 220V219H227ZM226 220V221H227ZM241 220H243V219H241ZM105 221V220H104ZM107 221V220H106ZM109 221V220H108ZM125 221V220H124ZM180 221L182 222L181 224H179L183 229H181L180 228V226L178 225V227L177 228H180L181 229V231L182 230H184L185 228L187 229V230H191V232H192V234L194 233L193 232V227L192 226H186V222L184 221V223H183V221L180 219ZM190 221H191V219H190ZM13 222V221H12ZM110 222V221H109ZM113 222V221H112ZM171 222H172V218H171ZM176 222V221H175ZM220 222H221V220H220ZM224 221H222L221 222V224L223 223ZM237 222V221H236ZM140 223V222H139ZM173 223H174V221H173ZM187 223H189V220H188V222ZM225 223V222H224ZM228 223H229V220H228ZM57 224V223H56ZM165 224V223H164ZM166 224H168V223H166ZM241 224V223H240ZM246 224V223H245ZM66 225V224H65ZM106 225V224H105ZM173 225V224H172ZM189 225V224H188ZM200 225V224H199ZM226 225V224H225ZM224 224H223V228H224V226H225ZM249 224H247L246 226H248ZM36 226V225H35ZM147 226H148V224H147ZM245 226V225H244ZM243 226V227H244ZM165 227V226H164ZM175 227V226H174ZM174 227H173V231L172 232H176L177 231V229L175 228L174 229ZM185 227V228H184ZM198 227H200V226H198ZM237 227H239V226H237ZM41 228V227H40ZM153 228V227H152ZM201 228V227H200ZM199 228V229H200ZM245 228V227H244ZM243 228V229H244ZM247 229H248V227H246ZM250 228V227H249ZM136 229H137V227H136ZM159 229H160V227H159ZM163 229V228H162ZM252 229H253V227H252ZM108 230V229H107ZM143 230H145V228L144 229H142V233H145V232H143ZM161 230V229H160ZM175 230V231H174ZM201 230V229H200ZM227 229H225V231H226ZM234 230H235V234H237V233H241L242 232V230L241 229H238V228H236L235 226H234ZM55 231V230H54ZM156 231V230H155ZM246 232H247V230H245ZM251 231V230H250ZM249 231V232H250ZM255 231H261L260 230V228H258V226H257V229H255ZM136 232V231H135ZM140 232V231H139ZM153 232V231H152ZM168 232V231H167ZM166 232V233H167ZM170 233H171V231H169ZM169 232L167 233V234H169ZM253 233H255L254 231H252ZM74 233V232H73ZM84 233V232H83ZM157 233V232H156ZM173 233V234H174ZM177 233V232H176ZM182 233H183V231H182ZM230 233H231V230H230ZM258 233V232H257ZM132 234V233H131ZM163 234V233H162ZM165 234V233H164ZM192 234H188V235H186V236H188L189 237V239L191 240V241H189V239H187L188 240V242H185L186 241V239H185V237H183L184 235H181V233H178V235L177 236H175V237H173V238H171L172 239V243H173V247H172V250L170 251L171 252V256L172 255H179V257H180V255H183V254H186V253H188V252H190V253H194V254H196V252H195V250L194 249H196V245L197 244H199V243H201V242H199V238H200V235H198L197 237L196 236H193ZM208 234V233H207ZM252 234V233H251ZM73 235V234H72ZM146 235V234H145ZM150 235V234H149ZM157 235V237H158V235H160V234H156ZM195 235V234H194ZM247 235H249V234H247ZM34 236V235H33ZM170 236H171V234H170ZM169 236V237H170ZM191 236H193L194 238H192ZM230 236V235H229ZM233 236V235H232ZM241 236V235H240ZM244 236V235H243ZM242 236V237H243ZM261 235H259L258 234V236H257V234L256 235H253L251 238H253L254 240V242L252 243L251 242V238L248 236L247 237V239L246 238H243V240H242V242H241V245H239L240 247H238V248H236V246H235V248L236 249H238L239 250V248H240V253H239V256L241 255L242 257H246V259H245V257H244V261H246V264H264V247H262V248H260L261 246H263L264 245V239H258L257 237H260ZM19 237V236H18ZM133 237V236H132ZM143 237H145V236H143ZM149 237V236H148ZM156 237V236H155ZM161 237V236H160ZM159 237V238H160ZM164 237V236H163ZM179 237H182V239H180ZM246 237V236H245ZM115 238V237H114ZM151 239H153V237H150ZM230 238V237H229ZM233 238V237H232ZM235 238H237V237H234V239ZM261 238H262V236H261ZM138 239V238H137ZM156 240H157V238H155ZM171 239H170V243H171ZM240 239V238H239ZM35 240V239H34ZM68 240V239H67ZM139 240V239H138ZM141 240V239H140ZM165 240H166V238H165ZM168 240V239H167ZM135 242V244H134V242ZM150 241V242H149ZM201 241H203V240H201ZM233 242H234V240H232ZM249 241V242H248ZM153 240L151 241V240H147V242H146V240H144L143 239V241H141L140 242V245H143V247L144 248H147L149 245L150 246H152L153 245ZM163 243L164 242H168V241H162ZM189 242H190V244H189ZM229 242H231V241H229ZM62 246H61V249L63 250V251H67L66 250V248H64V247H66V241H62ZM120 243H122V244H120ZM232 243V242H231ZM235 243V242H234ZM133 244V245H132ZM165 244V243H164ZM164 244H162L163 246H164ZM20 245V244H19ZM68 245V244H67ZM137 245V246H136ZM171 245V244H170ZM170 245H167V246H170ZM200 245V244H199ZM198 245V247H199V249H200V246ZM231 245H233V244H231ZM23 246V245H22ZM69 247V246H68ZM159 247H161V246H159ZM206 247V246H205ZM230 247V246H229ZM233 247V246H232ZM155 247H154V245H153V249H154ZM148 249V248H147ZM156 249H158V244L156 245ZM228 249V248H227ZM234 249V248H233ZM166 250V249H165ZM235 250V249H234ZM233 250V251H234ZM237 250V251H238ZM143 251V250H142ZM144 251H146V250H144ZM154 251H155V249H154ZM214 251V250H213ZM236 251V250H235ZM234 251V252H235ZM157 253L158 254H163V251H162V249L161 250H157ZM156 253V254H157ZM173 253V254H172ZM198 253V252H197ZM238 253V252H237ZM127 254V253H126ZM193 254V255H194ZM197 255V254H196ZM191 257V256H190ZM58 258V257H57ZM56 258V259H57ZM157 258V257H156ZM172 258V257H171ZM193 258V257H192ZM154 259V260H153ZM162 259V257H158V260L160 261ZM173 259V258H172ZM177 259V258H176ZM176 259H174V261L176 262ZM242 259V258H241ZM68 260V259H67ZM194 260V259H193ZM232 260V259H231ZM236 260H238V259H236ZM55 261V260H54ZM66 261V260H65ZM130 261H131V259H130ZM164 261V260H163ZM183 261V260H182ZM222 261V260H221ZM220 261V262H221ZM241 261V260H240ZM244 261H242V262H244ZM138 262V261H137ZM173 262V261H172ZM171 262V263H172ZM125 263V262H124ZM130 263V262H129ZM134 263V262H133ZM140 263H138V264H140ZM158 263V262H157ZM159 263H161V262H159ZM169 263V262H168ZM183 263V262H182ZM215 263V262H214ZM73 264V263H72ZM135 264H137V263H135ZM175 264H177V263H175Z\"/></svg>","mask_w":264,"mask_h":264}]
</instances>
